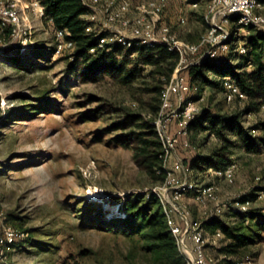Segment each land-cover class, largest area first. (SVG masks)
Segmentation results:
<instances>
[{"label": "rangeland", "instance_id": "1", "mask_svg": "<svg viewBox=\"0 0 264 264\" xmlns=\"http://www.w3.org/2000/svg\"><path fill=\"white\" fill-rule=\"evenodd\" d=\"M5 1L18 5L22 32L10 38L7 24L0 22V212L5 222L28 236L0 256V264H167L151 249L140 230L141 217L133 213L142 215L147 194L158 195L164 182H154L138 168L132 146L119 140L126 130L118 124L126 112L151 118L150 106L157 102V94L146 91L156 83L147 75L151 66L130 86L108 75L85 81L72 67V52L55 54L54 26L33 5L45 0ZM209 2L175 0L166 7L163 21L179 37L197 42L208 29ZM136 14L134 10L128 16L133 19ZM86 18L94 20L96 28H104L100 11L95 19ZM121 29L130 35L128 28ZM232 29L235 38L228 58L235 65L242 54L236 47L249 44L258 30L236 25ZM204 94L200 107L211 106L221 114H234L243 107L237 101L227 104L222 93H210L208 88ZM178 105L174 102L175 108ZM243 120L249 127L264 121V113ZM205 136L197 135L196 140L203 154L216 147L215 138ZM179 153L184 162L196 154L183 149ZM232 158L233 183L189 169L199 186L212 182L218 186L217 200L204 207L187 194L184 202L201 222L215 215L220 205L226 220L251 238L228 254L220 249L229 239L208 243L214 264L247 256L251 264H264V199H257L264 192V149L239 148ZM132 193L146 197L126 219L124 200ZM95 194L100 197L93 198ZM245 194L252 196L247 214L235 204Z\"/></svg>", "mask_w": 264, "mask_h": 264}, {"label": "trees", "instance_id": "2", "mask_svg": "<svg viewBox=\"0 0 264 264\" xmlns=\"http://www.w3.org/2000/svg\"><path fill=\"white\" fill-rule=\"evenodd\" d=\"M42 5L46 15L44 18L47 21L51 18L55 29L67 30L68 38L75 42L72 67L76 66L77 73L85 81L108 75L114 81L130 86L147 71V66H151L147 75L155 77L156 83L153 87L146 88V91L157 94L155 98L157 102L150 106L151 118L144 120L140 114L126 112L125 118L118 124L119 128L126 130L120 135L119 140L132 146L133 159L138 168L145 171L154 182H164L167 169L163 164V146L154 120L161 106L160 92L171 79L177 66V53L161 44L125 50L117 43L91 52V49L98 45L99 38L104 35V32L95 27L94 20L86 18L92 13L91 7L82 0H45ZM7 26L9 37L12 38L11 26ZM248 28L258 32L250 37L249 44L244 43L247 53L241 54L237 64H230L229 52L219 59L205 58L185 72L192 88L186 94V99L199 100L202 96H206L205 88H208L210 93L223 94L224 77L234 80L247 96L245 104L237 113L221 114L211 106H205L190 122V140L194 145L199 146L196 140L197 135L200 134H206V139L214 137L216 140V147L210 152L199 153L197 147L196 154L189 159L185 158L184 163L191 171L211 173L212 170L223 168L233 163L232 157L239 148L246 152H259L264 149V133L254 136L251 132L252 129L264 130V121L247 127L243 120V117L249 113H259L261 106L264 105V29ZM253 53L256 63L253 61ZM249 64L251 68L248 67ZM147 196L142 215L140 212H133L136 217H141L140 230L145 239L150 242L151 249L159 253V257L165 259L167 264H185V257L167 224L166 212L161 200L153 192L148 193ZM145 197L146 195L132 193L124 200L126 219L131 217L132 211L137 209L138 204ZM239 200H252V196L245 194ZM202 225L207 233L221 231L223 239L230 240L226 247L220 249L226 254L235 251L236 246L251 242V238L228 223L222 213L204 220ZM226 264H237V262L228 260Z\"/></svg>", "mask_w": 264, "mask_h": 264}, {"label": "built area", "instance_id": "3", "mask_svg": "<svg viewBox=\"0 0 264 264\" xmlns=\"http://www.w3.org/2000/svg\"><path fill=\"white\" fill-rule=\"evenodd\" d=\"M175 0H82L92 9L89 14L95 19L96 11L103 16L104 32L99 38L98 45L91 49L104 48L109 44H121L125 50L138 46L165 45L170 51L178 55L175 71L160 92V110L155 117V126L163 146V164L167 169L166 179L161 192L158 194L165 212L167 224L174 235L180 251L185 257V264H214L215 259L207 251L208 243L218 245L223 240L221 231L208 235L201 221L193 219L189 206L184 202L187 194H193L195 200L202 206L209 201L217 200L218 186L208 183L199 186L190 178L189 168L186 167L180 149L191 152L197 151V146L190 140V122L200 113L199 100L186 99L191 91L185 72L193 65L199 64L205 58L219 59L225 53L232 51L234 44L233 25L239 27H253L264 29V0H210L208 5V29L198 42H190L178 36L173 27L163 21V14ZM36 13L44 18L45 9L42 4L34 2ZM198 2L192 3L196 7ZM136 11L131 19L128 15ZM87 15V16H89ZM21 15L15 2L0 0V21L11 26L12 37L22 32ZM49 22L53 23L51 18ZM184 17L180 22L184 23ZM128 28L127 35L121 28ZM68 31L55 29V54L63 55L66 51L75 50V42L68 38ZM237 51L247 53V47L240 44ZM252 67L251 64L248 66ZM224 101L227 104L239 102L242 106L246 101V94L240 86L230 77L223 79ZM179 102L177 108L174 102ZM260 112L264 113V105ZM254 115L253 113L247 116ZM252 134L259 135L264 130L252 129ZM211 174L227 183H233L236 177V164L231 163L223 168L212 170ZM259 179V177H257ZM257 199H264V192L257 194ZM242 196V195H241ZM235 200L237 210L245 214L249 211L251 200ZM222 213L219 205L215 214ZM27 232L5 222V216L0 212V256L15 246L18 241L24 240ZM252 258L239 260L237 264H251Z\"/></svg>", "mask_w": 264, "mask_h": 264}, {"label": "crops", "instance_id": "4", "mask_svg": "<svg viewBox=\"0 0 264 264\" xmlns=\"http://www.w3.org/2000/svg\"><path fill=\"white\" fill-rule=\"evenodd\" d=\"M48 22H49V21H48ZM50 23H51V22H50ZM51 24H52V23H51ZM52 25H53V24H52ZM54 29H55V28H54ZM259 113H262V112L259 111ZM259 113H257V114H259ZM192 216H193V214H192ZM192 218L195 219L194 216H193ZM226 219H228V218L225 217V220H226ZM226 221H227L228 223H230L229 220H226ZM230 224H231V223H230Z\"/></svg>", "mask_w": 264, "mask_h": 264}, {"label": "bare ground", "instance_id": "5", "mask_svg": "<svg viewBox=\"0 0 264 264\" xmlns=\"http://www.w3.org/2000/svg\"><path fill=\"white\" fill-rule=\"evenodd\" d=\"M93 196V198H95V199H98L99 197H100V195H98V194H95V195H92Z\"/></svg>", "mask_w": 264, "mask_h": 264}]
</instances>
